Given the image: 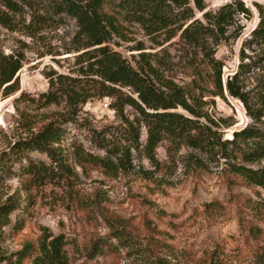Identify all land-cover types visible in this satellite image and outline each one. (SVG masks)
Returning <instances> with one entry per match:
<instances>
[{
    "label": "trees",
    "instance_id": "1",
    "mask_svg": "<svg viewBox=\"0 0 264 264\" xmlns=\"http://www.w3.org/2000/svg\"><path fill=\"white\" fill-rule=\"evenodd\" d=\"M10 10H14V0H1ZM24 1V0H21ZM44 15L42 21H62L71 19L76 25V50H81L79 58L82 67L78 78L59 75L51 80L48 91L41 94L42 105L63 106L60 111L42 115L37 122L27 121L26 135L0 153V183L11 176L24 178L30 189L54 184L58 188L68 186L74 178L73 164L80 168L87 165L97 169L107 177H117L132 169L133 153L144 155L157 168L156 149L164 140L175 149L187 147L191 153L187 161L204 170L207 164L219 168L218 173L227 176L229 184L239 182L245 189L254 191L257 199L245 196L243 202L254 217H264V202L257 190H264V13L255 4L259 20L254 29L241 42L237 64L231 74L224 75L225 62L217 58L218 48L228 46L242 37L244 28L235 25L237 18L252 17L250 7L241 0H230L213 13L205 11L203 0H119L115 6L111 0H35ZM193 3V7L187 6ZM26 3V2H24ZM186 7L181 12L175 8ZM29 5V4H28ZM125 10L141 24L149 34L165 32L166 40L178 37V42L188 58L192 76L189 83L179 85L165 71L157 55L140 53L125 59L121 53L109 46L115 36L123 38L116 14L107 7ZM195 10L202 18H195ZM205 11V12H204ZM22 54L5 55L0 52V87L4 96L18 91V71L22 67ZM237 100L251 123L232 131L227 137L221 131L218 121L203 110L205 97ZM108 98L114 114L121 118L119 125L95 129L82 123L89 142L101 154L85 152L73 148L71 157L63 144L65 126L78 124L82 107L91 99ZM130 116L126 117V109ZM19 119L31 116L19 113ZM33 117V116H32ZM86 121L85 119L82 120ZM19 122H16L17 125ZM23 127V126H22ZM146 138L141 144V130ZM120 136L119 139L117 138ZM82 148V147H81ZM30 153L43 154L48 162L34 161ZM16 168V172L14 171ZM148 179L152 173H142ZM31 200L8 197L0 203V237L4 228L21 229L25 224V207ZM86 201L82 208L92 216L107 223L109 233L98 238L89 252L92 255L105 248L113 251L122 245H132L136 237L127 231L125 219L108 218L99 210L100 204ZM82 203H80L81 205ZM221 208L216 202L205 205L206 213ZM20 213L17 223L11 224L9 217ZM211 215V213H208ZM164 213L157 215L159 220ZM94 218V219H95ZM149 252L154 264H168L159 258V244L154 235L156 225L152 219L144 221ZM245 226L241 222V226ZM242 226V227H243ZM36 242L25 241L21 249L8 253L0 249V264H70L66 253L67 240L64 235H55L49 228H39ZM243 238L251 246L258 264H264V232L254 224L243 227ZM116 242L117 244H114ZM156 249V250H155ZM196 264H232L221 246L203 250Z\"/></svg>",
    "mask_w": 264,
    "mask_h": 264
},
{
    "label": "rangeland",
    "instance_id": "2",
    "mask_svg": "<svg viewBox=\"0 0 264 264\" xmlns=\"http://www.w3.org/2000/svg\"><path fill=\"white\" fill-rule=\"evenodd\" d=\"M180 1V0H179ZM230 0H203L205 11L217 12ZM250 7L252 17H238L235 25L244 28L242 37L228 46H220L217 58L225 62L224 75L231 74L237 64V55L242 40L257 24L258 10L263 8L264 0H241ZM26 2V3H24ZM115 6L119 0H111ZM15 9L10 10L0 0V52L5 55L22 54L24 59L18 71V91L4 96V87H0V153L8 151L10 145L20 136L26 135L27 121L34 118L37 122L42 115L61 110L59 107L42 105L41 94L46 93L51 80L59 75L78 78L82 67L76 50V25L71 19L62 21H42L44 15L35 0H14ZM29 4V5H28ZM187 6L193 7L191 2ZM186 5L175 8L181 12ZM107 10L116 14L123 38L113 37L109 46L131 60L132 55L140 52L157 55L163 63L166 74L179 85L189 83L192 72L188 59L190 51L185 52L178 42V37L166 40L165 32L149 34L141 24L135 22L128 12L108 6ZM204 11V12H205ZM196 17L202 13L195 10ZM205 97L203 110L221 125V131L227 137L232 131L245 127L251 120L242 105L232 98L225 101L220 98ZM111 100L91 99L80 110L78 124L65 126L63 144L71 157L73 148L85 152L101 154L89 142L90 135L82 123L86 122L97 130L110 125H119L118 118L110 109ZM23 113L27 120L19 119ZM126 117L130 116L127 108ZM33 116V117H32ZM85 119L86 121L82 120ZM264 121V120H263ZM16 122H19L18 125ZM264 123V122H263ZM23 126V127H22ZM141 144L146 134L141 130ZM117 138H120L118 136ZM82 147V148H81ZM191 150L187 147L175 149L164 140L156 149L159 166L155 168L144 155L133 153L132 169L117 177L102 175L97 169L87 165L80 168L73 164L74 178L68 186L58 188L54 184L30 189L24 178L11 176L0 183V203L8 197L31 200L25 207L21 229L4 228L1 231L0 249L13 253L21 249L23 242H36L39 228L45 226L55 235H64L67 240L66 253L70 264H154V257L149 252L144 221L152 219L157 233L154 235L159 244V258L168 264H196V258L203 250L214 249L216 245L232 260V264H258L251 246L243 238V227L257 225L264 232V217L258 220L246 209L244 198L250 195L257 199L254 191L245 189L239 182L229 184V179L218 173L219 168L207 164L200 170L187 161ZM34 161L48 162L43 154L30 153ZM16 172V168H14ZM152 173L148 179L142 173ZM264 202V190H257ZM86 201L100 204L99 210L108 218L119 217L128 223L126 229L136 239L125 248L116 250L105 248L103 252L92 255L90 247L98 238L109 233L107 223L92 216L82 208ZM216 202L221 208L206 213L205 205ZM80 203H82L80 205ZM97 204V205H98ZM99 206V205H98ZM164 213L161 220L157 215ZM208 213H211L208 214ZM19 211L9 217L11 224L17 223ZM241 222L245 226H241ZM114 244H117L114 242ZM156 250V249H155Z\"/></svg>",
    "mask_w": 264,
    "mask_h": 264
}]
</instances>
